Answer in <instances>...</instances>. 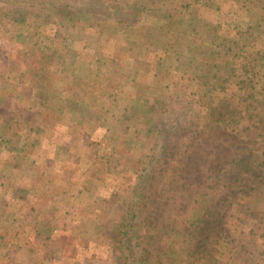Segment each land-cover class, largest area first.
Segmentation results:
<instances>
[{
    "label": "trees",
    "instance_id": "trees-1",
    "mask_svg": "<svg viewBox=\"0 0 264 264\" xmlns=\"http://www.w3.org/2000/svg\"><path fill=\"white\" fill-rule=\"evenodd\" d=\"M1 1L5 2L3 4L8 1L12 5L20 4L6 10L2 9ZM236 1L238 7L242 6L240 10L246 11L244 19L248 20V36L241 32L243 27H233L225 35L215 34L213 22L204 18L201 30L190 35L192 41L197 39L195 43H201L197 47L205 44L202 56L206 59L218 52L224 54L221 64L215 66H224L227 71L216 77V86L222 87L221 100H226L225 103L207 107V104L189 98L184 91L200 84V80L192 78L187 69L173 75L171 66L152 81H160L158 92L152 86L145 88L142 84L131 87L135 93L132 103H128L122 112V119L107 131L103 142L111 148L107 164L115 162L125 173L132 169L131 173L136 175L132 177L134 184L127 183L128 179L116 183L100 179L74 192L80 204L77 210L81 217L79 220L87 221V218H96V214L103 212L95 233L98 243L109 252V257L101 264H217L219 251L221 256L224 251L231 256L236 254V264H259L264 260V226L260 234L240 224L231 230L236 226V223H231L235 218L230 210L234 201L243 204L246 216H251L252 206L258 200L252 198L250 192L255 189L260 196L264 194L261 178L264 157L252 149L254 141L264 144V0ZM0 10L7 17L13 15L11 22H24L22 30L26 39L34 37L30 41L25 40L31 48L39 47L35 40L47 37L44 28L48 22L56 23L59 29H66L63 26L70 25L76 17L83 22V18L99 19L103 16L102 19L111 18L130 29L142 20L146 11L139 4L120 0H0ZM233 15L240 20L238 12ZM29 17L36 18L37 28L29 22ZM233 31L234 38L230 37ZM129 44L132 49L133 43ZM208 53L212 55L206 57ZM42 59L49 69L61 70L59 73L64 77H72L78 69L74 65L79 61L70 63L71 59L63 60L60 67L54 68L55 61L61 60V56L54 53ZM27 86L25 83L16 89L19 91L17 94L6 91L8 96L3 99L11 101V105L5 107L0 101V120L19 121L24 111L31 109L29 106L37 95L32 86ZM163 91L169 92L168 98L159 97ZM169 99V106L162 105ZM225 104L227 110L221 111L222 116H214L215 111H220ZM253 104L261 106V111H252L250 106ZM95 118L93 116L90 120ZM7 124L8 129L0 134V153L12 154L20 132H12L11 123ZM91 137L86 138L87 143L91 142ZM133 146L141 149L139 157L133 155ZM242 152H249L251 160L238 158L234 166H228L226 157ZM55 163L57 168H62ZM6 164L10 172L11 168L19 167L12 158L0 156V192L7 195L22 191L14 187L7 173H2ZM98 186L102 194L98 195V201L82 191L89 188L92 192ZM99 193L95 191L94 195ZM251 198L254 201H249ZM99 201L107 203L104 211L96 207ZM210 203L223 207L214 219L202 225L188 220L186 216L191 209ZM181 208L183 211L179 217ZM261 210L264 218L262 207ZM66 213L67 217L72 214L68 210ZM229 225L227 237L217 240L218 231H226ZM210 244L215 248H209ZM20 250L0 253V264H29L26 255L19 259L16 257Z\"/></svg>",
    "mask_w": 264,
    "mask_h": 264
},
{
    "label": "rangeland",
    "instance_id": "rangeland-1",
    "mask_svg": "<svg viewBox=\"0 0 264 264\" xmlns=\"http://www.w3.org/2000/svg\"><path fill=\"white\" fill-rule=\"evenodd\" d=\"M120 1L139 4L140 8L144 7V11L146 10L142 20L133 28L125 29L111 18L102 19L103 16L99 19L83 18V22L76 17L70 25L63 26L66 29H59L56 23L48 22L44 28L47 37L44 35L45 38L35 40L40 48H31L25 44V40L30 41L34 37L26 39L22 30L24 22H11L13 15L7 17L0 10V101L4 102L5 107L11 105V101L3 99L8 96L6 91L14 92L25 83L27 87L32 86L37 95L29 106L31 109L24 111L19 121H4V118L0 120V134L5 133V128L8 129L7 123H11L12 132H20L14 152L0 153L1 158L10 157L19 167L11 168L10 172L6 164L2 167V173H7L8 178L13 181L22 178L20 182L23 184L20 187L22 191L7 195L0 192V205L7 202L2 203V206L14 213L21 204L32 203L41 194L37 199V213L34 212L21 225L16 224V216H9L6 221L0 212V253L3 250L16 251L21 248L20 255L16 257L19 259L26 255L29 264H101L109 257V252L98 243L95 233L103 212L96 214V218H87L83 222L79 220L81 217L77 210L80 204L79 199H75L74 192L77 193L83 185H93L100 179H106L109 183L128 179L127 183L134 184L132 177L136 175L131 173L132 169L125 173L115 162L107 164L111 148L103 142L107 131L122 119V112L128 107V103H132L135 93L131 87L142 84L145 88L152 86L158 92L161 89L158 86L160 81H152L157 76H162L166 68L171 66L173 75L187 69L192 78L200 80V84L184 91L189 98L200 104H207V107H218L226 101L221 100L222 87L216 86V77L227 71L224 66H215L221 64L224 54L218 52L213 57L208 53L206 57H211L206 59L202 56L205 44L197 47L201 43H195L197 39L192 41L190 35L201 30L204 19H210L215 34L225 35L233 27H243L241 32L248 36V20L244 19L247 14L245 10H240L242 6L238 7L236 0ZM3 3L5 2L1 1L2 9L6 10L20 4L16 2L12 5L9 1L7 4ZM234 12L240 14V20L234 17ZM28 19L37 28L36 18ZM230 37H235V31ZM129 43H133L132 49ZM52 53L61 56V60L55 61L54 68L60 67L63 60L71 59L70 63L79 61L74 65L78 69L73 72L72 77L61 76V70L58 72L49 69L42 58ZM15 92L17 94L19 91ZM162 95L168 98L170 94L163 91L159 97ZM170 104L169 99L162 105ZM220 108L222 109L215 111L214 116L221 117V111L227 110L226 104ZM260 108L261 106L254 104L250 106L256 112H260ZM93 116L96 118L91 121ZM201 127L204 128L205 125ZM90 135L91 142L87 143L86 138ZM252 145V149L264 157V144L257 140ZM132 153L139 157L142 151L133 146ZM35 157L39 158L34 165L32 159ZM238 158H245L248 162L251 160L249 152H242L226 157L225 162L232 167ZM55 161L62 168H57ZM262 174L264 187V172ZM46 178L53 180H44ZM98 188L100 186L92 192L89 188L82 191L84 195L98 201V195H102ZM95 191L99 194L94 195ZM250 196L258 200L252 206L251 216H246V207L238 200L230 208L231 214L235 216L231 223H236L231 230L240 224L260 234L264 226L261 210V207L264 209V194L260 196L253 189ZM252 198L249 201H254ZM46 204L44 214L42 211ZM96 207L104 211L107 203L99 201ZM215 207L212 203L199 205L196 210L191 209L186 217L189 221L202 225L214 219L223 209ZM66 210L72 213L69 217ZM182 211L181 208L179 217ZM40 213L44 215L42 221ZM230 227L229 225L226 231H218L216 239L226 238ZM209 248L215 246L210 244ZM217 255V264H236V254L231 256L232 254L224 251L221 256L219 251ZM259 264H264V260Z\"/></svg>",
    "mask_w": 264,
    "mask_h": 264
},
{
    "label": "crops",
    "instance_id": "crops-1",
    "mask_svg": "<svg viewBox=\"0 0 264 264\" xmlns=\"http://www.w3.org/2000/svg\"><path fill=\"white\" fill-rule=\"evenodd\" d=\"M40 156H41V154H40ZM38 158L39 157H35V158H33L32 159V163L35 165V164H37V160H38ZM29 160V159H28ZM57 162V161H56ZM22 179V178H21ZM17 180V181H13L12 182V184L14 185V187H16V188H20L23 184H21V182L20 181H22V180ZM53 180V179H52ZM50 182H51V180H50ZM21 184V185H20ZM41 194H39L37 197H36V199L35 200H32L31 202L32 203H23V204H21L20 206H19V208L18 209H15L14 210V213H13V215H12V213H11V211H9L8 209H6V208H4L2 205H0V212H2L3 213V216H4V218L6 219V221L9 219V216H16L17 218V221H16V224H18V223H20V225H21V223L22 222H25L24 220H27L28 218H29V216H32L33 214H35L34 212H36L37 213V207H39L38 206V197L40 196ZM46 206L43 208V211L42 212H44V214H45V211H46ZM41 214V213H40ZM42 215V214H41ZM40 215V219H41V221L42 220H44V215H42L41 216ZM24 224V223H23ZM28 226H30L29 225V223H28ZM4 251V250H3ZM2 251V252H3ZM7 251V250H6ZM1 252V253H2Z\"/></svg>",
    "mask_w": 264,
    "mask_h": 264
},
{
    "label": "bare ground",
    "instance_id": "bare-ground-1",
    "mask_svg": "<svg viewBox=\"0 0 264 264\" xmlns=\"http://www.w3.org/2000/svg\"><path fill=\"white\" fill-rule=\"evenodd\" d=\"M56 26V25H55ZM11 182H13V180L11 179ZM49 197V196H48ZM48 200H49V198H48ZM46 207H47V204H46ZM46 209V208H45Z\"/></svg>",
    "mask_w": 264,
    "mask_h": 264
}]
</instances>
